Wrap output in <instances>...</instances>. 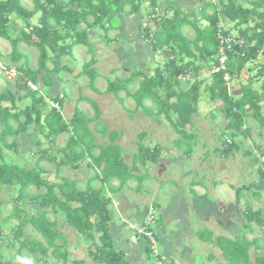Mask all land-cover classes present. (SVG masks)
<instances>
[{"label":"trees","instance_id":"1","mask_svg":"<svg viewBox=\"0 0 264 264\" xmlns=\"http://www.w3.org/2000/svg\"><path fill=\"white\" fill-rule=\"evenodd\" d=\"M21 1L0 0V38L12 45L8 67L11 71H15L12 73L17 79L16 93L12 90L0 93V125L3 127L0 134V188L6 186L17 188L19 194L16 200L38 204L44 210L51 207L55 211L63 213L70 225L88 239H94L95 232H102L99 237L101 245L96 251L98 260L102 264H125L121 260L123 256L117 255L111 250L107 230L110 219L108 208L110 200H104L101 194L104 193V188H110V183L115 178L124 180V182L141 178L131 174L133 163L127 164L120 146L115 144L120 137L117 131H112L108 135L110 144L101 147V152L96 154L98 145L95 144V137L89 126L94 122L99 124L102 122L99 121L101 111L95 102H90L94 109L93 117L87 116L85 112L76 108L67 123L61 114L66 94H63L61 99L58 96L51 97L48 93L45 94L47 91L44 92L43 87L51 86L53 81L50 76L56 69L59 70L55 62L70 55L75 46L83 45L87 47V52L91 54L92 58L84 64L79 77H88V85L99 94L102 93L95 87L97 72L93 66L96 63V50L90 43V35L97 28H101L103 34L107 35L113 28L116 14L125 13L127 6L129 7L127 13L136 14L140 12L142 3L146 0H65L64 2L32 0L34 3L32 10L24 7ZM149 1L151 2L150 8H152L149 17L154 22V30L144 29V36L150 42L152 55H162L166 63L150 73H147L146 70H139L129 78L112 79L108 82L104 93H114L117 96L119 92L125 90L129 92V84L135 79H139L138 89L130 94L135 100L136 109H142L149 116H164L169 119L174 125L181 127L177 132L182 137L171 146L166 147L144 146L140 142L139 152L134 157V164L137 162L155 163L160 158L161 152L176 148V142L181 144L182 140L188 138L185 127L192 125V116L197 112L201 96L203 82L198 79L199 73L205 65H209L210 68L213 58L218 53L217 30L221 27L226 33L236 31L225 29L222 20L234 24V27L238 28L236 33L245 40V45L241 50L237 48V50L229 52L227 70L231 80L238 77L244 70L251 73L253 68L247 66L254 64L260 56L264 57V0H216V2L201 0L202 4L199 6L196 18L190 17V13H186L180 7L170 6L161 12L158 10L159 6L156 0ZM171 12L172 16H170ZM38 13L40 16L37 23L32 24V19ZM13 16L25 22V27L16 37L12 36L11 32L14 25L11 21ZM203 22L206 23L205 26H202ZM186 27L194 32L193 38L187 37L182 32V29ZM69 40L70 42H67ZM21 43L39 51L37 69L33 70L26 64L20 63L23 56L17 48ZM50 62L55 65L53 70L48 67ZM257 66H259L258 72L254 77L249 78L250 81L246 85L241 87L239 98H234L231 95L229 87L223 79L224 73L213 75V81L208 87L212 99H221L223 103L221 110L228 120L225 129L231 131L229 136L231 140L227 139L224 142L227 150L222 153L226 156L234 151H241V143H238L237 139L239 137L247 138L250 135V130L246 127L247 119L253 118L260 127L264 128L261 104L264 97L252 87L254 81L258 80L262 81L264 90V65ZM188 73L193 74V83L188 88H181V84L186 82L178 77ZM42 74L43 87L39 85ZM28 82H32L38 88L32 90L28 86ZM22 99L28 100L27 105L23 109L17 108L16 100ZM146 99V102L149 100L153 107L144 104ZM51 101L57 102L59 106L52 107ZM7 103L10 104V107L5 106ZM49 106H51L50 111L46 113L45 109ZM172 116L176 118V121ZM11 121L17 123L16 128L11 125ZM31 126H34L38 132L43 131L45 138H49L50 141L64 133L71 135L65 146L58 150L62 156L59 162H56V156H49L47 149L41 152L43 155L29 170L22 168L17 163L8 164L5 150L17 153L16 138L21 134H26ZM102 133L106 134V128ZM140 136L142 137V135ZM11 137L13 141L8 143L7 140ZM254 147L258 152L264 151V147L260 145ZM248 148L250 149L244 153L247 156L254 152V149ZM254 159L259 161L257 158ZM47 160L54 163L57 170L67 165L75 168L89 160L88 167L100 169L94 178L102 182V187L95 189L91 185H87L86 189L80 190L77 187V181L62 179L61 182H57L58 180L50 182L42 177V174L47 173L42 162ZM144 178L145 176H142L141 180ZM30 187L37 189L38 194L28 193ZM42 189L44 194L39 193ZM57 190L62 198L57 195ZM153 205L157 208L155 204ZM17 212L19 211L17 210ZM247 215L248 220H257L260 227L264 226V218L259 211H251ZM32 224L44 239L52 244L55 242L56 230L48 222L45 211L34 218ZM20 230L22 231L21 227ZM245 241L246 248L242 247L241 250L235 249L240 245L239 242L237 245L232 243L225 245L224 254L231 263H233L232 258L236 257L235 260L239 258V254H242L239 258L240 261L249 256L251 244H248L246 239Z\"/></svg>","mask_w":264,"mask_h":264},{"label":"crops","instance_id":"2","mask_svg":"<svg viewBox=\"0 0 264 264\" xmlns=\"http://www.w3.org/2000/svg\"><path fill=\"white\" fill-rule=\"evenodd\" d=\"M156 1L159 6L158 10L161 12H163L167 7L170 6L173 8L180 7L182 10H184L183 8H186V6L189 7L184 0H161V2H159V0ZM150 3L151 2L149 0L144 1L142 3L140 12L133 15L127 13L129 11L128 6V10H126L125 13L121 15L116 14L115 21L119 23V26L116 27V30H113L112 28L107 33V35L99 34L96 32V30L93 32V34L90 33V41H92V45H94V48L96 50V63L93 66V68L97 72L95 85L102 93H96V91L89 87L88 77L86 76H83L86 79L84 82H81L82 87L78 88L77 86L78 81L80 80V78H82V76L79 77V74L83 70L84 64L88 63L92 58L91 54L87 52V48L83 45H79L74 47L76 48L78 58L74 55H66L58 60V67L61 71H63V74L65 73L66 75L67 73L72 78L69 79L66 76L64 77L63 81L59 79V82H57L59 87H56V85L53 84L49 87L47 92L44 91L45 94L48 93L51 97L58 96V94H66L63 105L64 109L65 107H67L66 100L74 98L75 100H77L76 102L78 105H80V108L78 106H75L73 109V113L76 108H79L89 117L94 116V109L89 104V102L93 101L101 111V117L99 120L101 121L103 115L105 114V112H103L102 110V105L105 110L108 109V114L110 111H112V109L116 108L115 104H117L116 100L113 101V96H111L110 102H107L105 101V99H103L105 96L109 95L107 93H104V91L107 89V82L110 81V78H129L134 72L137 71L134 69L137 65L139 69L142 68L140 71L146 70L147 73L153 72L151 66L148 67V64L146 62L142 61L141 63L136 64V62H138L137 57L141 58L142 60L143 58H145L146 61L148 55H152L150 42L144 36V29H147L146 23H144L146 21L141 20V17L139 16L144 15L142 11L148 9L149 5L150 12H148L146 18L148 17L150 19L149 15L152 11V8H150ZM184 11H186V9ZM189 11H191V9L188 10V12ZM134 20L136 21V24L135 27H132L130 23ZM151 22L154 25V22ZM13 24L14 25L11 29V32L12 36L16 37L21 33L22 29L25 26L23 27V25L18 24L17 22H13ZM152 29L154 30V27L150 30ZM95 35H101V38L94 39L93 37ZM120 36L125 39V41L132 44V49H119L117 47L116 39ZM20 45L23 46V43L19 44L18 47H20ZM24 45L27 47L26 44ZM0 46L3 45L0 43ZM113 50H115V52ZM0 57L4 58V60L6 61L4 64L0 62V74H5L6 76L12 75L11 73L15 71H11L8 67L9 59H7V56L3 55L1 52ZM152 57L154 58L153 55L150 58ZM153 60L155 62V58ZM149 63L152 64V62ZM107 65L112 66L109 71L110 78L100 70V68H105ZM119 65L123 68L122 75L119 74V69L121 68L119 67ZM37 67H31V69H37ZM78 67L81 68L79 72L76 71ZM156 67L161 66L157 65ZM204 70L207 69L203 68L199 73L198 79L200 81H202L201 77L204 75ZM201 73H203V75ZM42 77L43 74L40 76L39 80V85L41 87H43ZM4 79L6 82H9L7 77H4ZM71 80L73 82H70ZM101 82H105L104 89H101V87L99 86V84L101 85ZM63 85H65L68 89L69 95L66 93V91L62 90ZM13 87L16 90V86ZM129 87V91L131 93H134L139 87V79H135L134 81H132L129 84ZM14 88H10V90L7 89V91H14ZM7 91L4 90L2 93H7ZM83 94L84 96H82ZM97 96H100V99H96L95 97ZM129 97H131L130 94L126 98L130 100L129 103H132L133 100ZM97 100H99V102ZM16 101V107L20 109H23V107H25L28 103L27 99ZM102 101L104 102L101 105ZM112 101L113 103L111 104ZM7 104H5V106ZM146 105L149 107H153V104L151 102H148ZM87 108L91 109V113H88V111L86 110ZM134 108L135 110H138L135 107V102ZM128 115L130 116V119H133V117H137L138 119L143 120L138 115H130V113H128ZM144 117L150 118L147 115H145ZM12 122H14L15 124L11 125L16 128L17 123L15 121H11L10 123ZM101 122L105 124L103 121ZM96 124L99 123L94 122L91 125ZM106 125L107 124H105V127H107L106 134H108L110 130L108 128V125ZM2 130L3 127H1L0 125V134ZM37 132L34 126H31L26 134H21L20 136H18L20 137V140L18 137L16 138V141L18 143L16 154L18 156L17 158H20L16 161V163L26 170H29L35 166L39 158L43 155V153H41L43 150L48 149L49 156H56V162H59L62 157L61 154L58 153V150H60V148L65 145L60 146L59 143H56V140L61 135L54 140L47 141L48 144L44 145L43 142H40V137L36 135ZM39 133L43 134V131H39ZM100 134L103 133H97V135ZM97 135L94 136L95 141L97 140ZM122 136L124 135H121V138ZM177 140L178 138L176 139V141ZM7 141L8 143H11L13 141L12 137ZM24 143H27L28 145L26 146L24 145ZM31 145L35 147L34 151H32V149H29L30 147H32ZM157 145H160L162 147L167 146L162 143H157L153 146ZM19 149L20 151H18ZM174 150L175 148H172L168 151L161 152L160 158L155 162L154 165L149 164L148 162H137L134 164V157L137 154L133 153L132 156L126 157L125 159L133 163V169H131L132 175H134V172L142 175L140 170L137 171L134 167L138 163L144 167L146 165L156 166L159 161H163L168 165L172 163L174 167L176 165L179 166L180 170L183 171V176L179 177L178 179L184 180V184H182L180 190L178 187H165L167 189L165 193H163L162 196L160 194L157 197L156 195L161 192L160 190H157V183L152 182L146 184V189H144V193L146 192L145 196L143 195V193H139V189L138 191L136 190L137 185H134L133 180L132 182L129 180L131 184H133L134 188L129 183V190L126 192H130L129 194L135 193V198L137 197V200L140 199V202H135V199V201L132 203L130 200H133V198L127 195L123 189L124 180L115 178L111 181L110 188H104V193L106 192V190H114L116 192L114 194V197H111V193L109 192L104 196L106 197V199L110 200L108 203L110 219L107 225V230L109 232L112 252L117 253V255L121 254L123 256L121 260L125 264H154L148 242L143 238L133 240L132 238L134 236V233L130 228L131 226L140 225L143 222L147 206L153 203L158 207V209L160 208L159 210L161 211L155 236L158 240L157 244L162 248H160L162 250V254L167 256L168 261H165V264H207V262L208 264H264V255H262L260 252V250H264V232L257 229V220L250 219V221L247 218L248 212L257 211V209L255 208L257 204L254 203L255 205L251 206L250 199L246 201V193L241 191L238 187L235 189V186L232 183V177H225L223 179L225 180V183L228 184L226 187L229 191L228 194L220 198L222 199V201L219 204L216 203L215 196L217 195L220 188H224L223 181H219V179H217L216 177L213 180L211 179V189L208 184L205 183V178L209 176L208 174L200 175V180H197V172L203 170L204 168L214 171L216 168L221 169L222 167H224V169L228 171L233 167L227 166L224 161L221 162L220 167H218L217 163L210 164L207 162L208 158L204 159L202 157L203 155L201 156L203 160L202 165L199 164L198 166L196 165V167H194L195 162L193 163L192 160L195 161L196 159L200 158L198 157L199 154L194 153L193 149H189L184 152V155L179 156L178 153L177 155L176 153H174L176 152ZM24 153H31L34 157L28 160L26 157H24ZM166 153H168V155H173L171 157L172 159L170 158V162L168 160H164ZM223 157L228 158L229 161L231 160V166L235 165L239 161V158L235 160V157H237L235 151L232 152L229 156L225 155ZM46 162L48 164H51V162L48 160L42 162V164ZM30 163H32V167H25V165H28ZM86 163V161L82 162L81 165L75 168H73L71 165L63 166L61 167V169L56 170L55 174H53L54 169L52 170L51 168L48 169L47 167H44L47 173L42 174V177L46 178L50 182H54L56 180H58L57 182H61L62 179H67L69 181H82L80 182L79 187H77L80 190H84L87 186L83 182L88 181L87 179H91V173L93 171L94 175L100 172V169H91ZM188 163L193 164V166L186 168L185 166ZM228 173L233 176V173H231L230 171H228ZM172 176L173 178H175V174ZM176 181L178 183V180ZM101 183V181H97L94 178L92 180V187L95 186L96 189H100L102 187ZM218 183H220V185ZM188 186L190 187V189ZM196 187L198 188V190L196 189ZM33 188L34 187H30L28 189L29 193L31 195L38 194V190H35V188ZM148 191L149 193L147 194ZM15 192H17V190H15L11 186L0 188V223L5 224L6 228L8 227V229L0 228V264H101V262L98 260V254L96 251L98 249V246L101 245L99 237L101 236L102 232H95L94 239H88L80 231L76 230L70 225L63 213L55 211L51 207H48L44 210L41 209L38 204L29 203V201L24 202L23 200H16L17 195L15 194ZM56 192L57 195L60 196V192L58 190ZM39 193L44 194V190H40ZM148 196H151V200L149 203H145L144 198ZM159 196H161L160 199ZM60 197L62 198V195ZM223 198L225 199V201ZM103 199L106 200L105 198ZM241 199L243 200L244 206L246 207L244 208V212L240 209ZM9 208H11L12 211H10ZM17 210L20 213L17 212ZM44 211L47 213L48 222L52 224L56 230V240L53 244L44 239L42 235L35 230V227L32 224V220H34V218H36ZM192 215L196 218V220L192 219ZM211 215L212 217H210ZM212 218L214 219V221L212 224H209V221ZM207 225H209V227H211L213 231L211 232V236H208L209 230L207 229L209 228H207ZM20 227L22 231L20 230ZM251 229L255 230V237L252 239V241H259L255 242L254 245H252L253 247L251 246L252 248L249 249V256L247 258H244V260L240 261L239 258L242 254L238 253L239 258H237V260H235L236 257L232 258L233 263H231L229 259L225 257V254L221 253L222 251L219 252V249L222 248L224 251V247L227 243L237 245L238 242L240 243L242 238H245L244 235L246 234V232H251ZM248 239L251 240L250 237H248ZM261 240H263V245L260 243ZM215 242L217 245L215 244ZM240 245L238 247H235V249L239 248L241 250L242 247L246 248L245 243H240ZM208 247L212 248L213 250L215 249L214 247H216V249L212 254H207L206 252Z\"/></svg>","mask_w":264,"mask_h":264},{"label":"rangeland","instance_id":"3","mask_svg":"<svg viewBox=\"0 0 264 264\" xmlns=\"http://www.w3.org/2000/svg\"><path fill=\"white\" fill-rule=\"evenodd\" d=\"M184 1L189 6V7L186 6V8L185 7L183 8L184 10L186 9L185 12L187 13L188 10L191 9V11H189L190 15H191L190 17L196 18L195 17L197 15L196 13L199 9V6H201V4H202V1L201 0H184ZM21 2H22V5L24 7H26L28 10H32L34 8V3L32 0H22ZM159 2H161V0H159ZM214 2H216V0H214ZM126 10H128V8H126ZM142 12L145 16L139 15L141 17V20L146 21L144 23H146L147 28H149V29L153 28L154 25L151 22L152 21L151 18L150 19L148 17L146 18L148 12H150L149 5H148V9H146L145 11H142ZM39 16H40L39 13L36 14V16L32 19L31 23L36 24ZM170 16H172V12H171ZM12 21L17 22L18 24H21L24 27L25 22L22 19H19L18 17L13 16ZM118 24L119 23L117 21H114L113 30L117 29L116 27L119 26ZM130 24L132 27L133 26L135 27L136 21L134 20ZM222 24H223L225 29H232V30H236V31L238 29V28L234 27V24H232L230 22H226L225 20H222ZM205 25H206V23L203 22L202 26H205ZM101 30H102L101 28H97L96 32L99 34H103V31H101ZM129 30H131V29H129ZM236 31L235 32L233 31V33H236ZM182 32L187 37H191V38L194 37V32L188 27L183 28ZM93 38L94 39L101 38V35H97V36L95 35ZM0 41H1L0 43L3 45V46H0V52L3 55L7 56L6 57L7 59H9L10 57H8V56L10 55V53L12 51V45L10 44V42H6V40H4V39H0ZM67 42H70V40ZM90 43L93 44L92 41H90ZM116 44H117V47L119 49L126 48L127 50H130L133 47L131 43L125 41V39H123L121 36L116 39ZM21 46L22 45H20V47L17 48L18 52L21 53L23 56L21 58L22 62L20 61V63L26 64V66H29L30 68L31 67L36 68L37 63H38V59H39V51L35 48H32V47H28V46L26 47L24 44L22 46L23 49ZM92 46L94 47V45H92ZM113 51L115 52V50H113ZM70 55H74L78 58L76 48H74L72 50V53ZM151 56L152 55L149 54L146 61H145V58H143V60H142L141 58L137 57L138 62H136V64H139L142 61L146 62L148 64V67L151 66L152 71H154L157 68L156 67L157 65L162 67L166 63L165 59H164V57H162V55H159V54L154 55L155 62L153 60L154 59L153 57L150 58ZM0 59H1L0 62H2L3 64L6 62L4 60V58L0 57ZM149 62H152V64H150ZM55 63L57 64V67H58L59 66L58 61H56ZM261 64L264 65V57H262V56H260L259 59L256 62H254V64H252V65L249 64L247 66L248 68L249 67L253 68L251 73H247L246 70H244L238 77H235L234 79H232L230 81L229 91L234 98L240 97L241 87L246 85L250 81L249 80L250 77L255 76V74L258 72V68H259V66H257V65H261ZM137 66H135L134 69L138 71L139 68ZM48 67L53 70L55 68V65H53L52 62H50L48 64ZM119 67H121V66L119 65ZM111 68H112V66L107 65L105 68H100V70L102 73H105L106 76L110 78L109 71ZM58 69L60 70L59 67H58ZM80 69L81 68L78 67L76 69V71L79 72ZM141 69H139V70H141ZM143 69H145V68H143ZM204 69H207V70H204V72H203L204 75H203V73H201L203 75L201 77V80L203 83L201 86V92H200L201 96H200V100L198 103L197 112L192 116V125H187L185 127L186 135L188 138L182 140L181 144L179 142H176V146H175L176 148L174 150L176 152H174V153H176V155L178 153V155L181 156V155L185 154L184 152L186 150L193 149L194 153L199 154L198 157H200V158L196 159L195 161L192 160L193 163L195 162L194 167H196V165L198 166L199 164L202 165V162H203V160L201 158L202 155H203L202 157L204 159L208 158L207 162L210 164L217 163L218 167H220L221 162L224 161V163L227 166L233 167V168H230L228 170L231 173H233V176L231 174H229L228 171L224 169V167H222L221 169L216 168L214 171L204 168L203 170H200L199 172H197L198 173L197 180H200V175L208 174L209 176H207L208 179L205 178V183L208 184V186L211 189H212L211 179L213 180L216 177L217 179H219V181H223L224 188H222V189L220 188L217 195L215 196V201L217 204H219L222 201V199H220V198L222 196L224 197L226 194H228V191H229L226 187L228 184H226L225 180H223V179L225 177L226 178L232 177V183L234 184L235 189L238 187L241 191L246 193V195H247L246 201H248L250 199L251 206L257 204L255 206V208L257 209V211L262 213V216L264 218V164L260 163L259 161L257 162L254 159V158H256V152H257V150L255 149L254 146L260 145V146L264 147V128L260 127L259 123L256 120H254L253 118H249L246 120V127L249 128L250 135L247 138L239 137L237 139V142L241 143V151H239V150L235 151L236 156H237V157H235V160L237 158H239V161L235 165L231 166L232 165L231 160L229 161L228 158L223 157L225 155H223V153H222V152H224V150H227L226 146H225L226 144L224 142L227 139H230L229 136H230L231 131H227V129H225V126L228 124V120L224 117L223 112L221 110L223 108V103H222L221 99L220 98L212 99L210 97V92H209L208 87L210 86V84L212 83L213 80H212V76L210 75V72H209V65H205ZM33 70H35V69H33ZM59 70L56 69L54 74H51L50 79L53 82L50 85L54 84V85H56V87H59L58 83H57V82H59V79H61L63 81L64 77H66V76L69 79L72 78L67 73L65 75V73L63 74V71H61V70L59 71ZM119 71H120L119 74L122 75L123 68L121 67L119 69ZM11 74L13 75L14 73H11ZM12 75L6 76L5 74H2V75L0 74V92L1 93L4 90L7 91V89H9V90H10V88L13 89L14 88L13 86H16V80H17L16 76L15 75L12 76ZM4 77H7L9 82H6ZM111 77H113V76H111ZM85 79L86 78H84L83 76H82V78H80V80L78 81V85H77L78 88L82 87L81 82H84ZM110 80H112V79L110 78ZM88 81H89V79H88ZM70 82H73V81L71 80ZM192 83H193V81L188 82L187 84H181V88L182 87L188 88ZM99 86L101 87V89H104L105 82H103V83L101 82V85L99 84ZM89 87L92 89L91 86H89ZM95 87L97 88L96 85H95ZM252 87L257 89L259 91V93L263 94V97H264V90L262 89V81L259 82L258 80H255ZM43 89H44V91H48L49 87H43ZM62 90L66 91V93L69 95L68 89L66 88L65 85L62 86ZM14 91L16 93L15 88H14ZM94 91H96V90H94ZM125 91L119 92L117 96H115L114 93H108L109 95L105 96L103 98V99H105V101L110 102L111 96H113V99H114L113 101L116 100V103H117V104H115L116 108L112 109V111H110L108 114H107L108 109L105 110L103 105H102V103L104 101L101 102L102 110H103V112H105L101 121H103L105 124L108 125V128L110 130V132H108V134H106V135L100 134L101 136L97 135V133H102L104 128L107 129V127H105L103 123H100L98 125H90L89 126V129L91 130V133L93 134V136L97 135V140L95 141V144L98 145L97 146L98 148L96 149L97 155L99 154V152H101V147L110 144L108 135L114 130L117 131L118 135L120 134V137L115 142V144L120 146L121 151L124 152L125 158L132 156V153L138 154V152H139L138 146H139L140 142L143 143L144 146H153V145H156L157 143H162L164 145L170 146L173 142L175 143L177 138L181 139L182 135L179 132H177L181 129L180 126H178L176 124L174 125L169 119H166L164 116H160V117H156L155 115L149 116L147 114V112H144L142 109L135 110V108H134L135 100L131 96L129 98H132L133 101H132V103H129L130 100L128 98H126L129 94H133V93H131L130 91L127 92L128 90H125ZM96 93H98V92H96ZM58 96H61V94H58ZM82 96H84V94ZM95 98L100 99V96H97ZM121 99H122V101H121ZM66 101H67V103H66L67 107H65V109L63 108L61 114H62L63 118L65 119V121L68 123L71 116H72L74 107L78 106L80 108V105L77 104V102H76L77 100H75L74 98L68 99ZM97 101L99 102V100H97ZM113 101L111 102V104L113 103ZM146 101H147V99L144 100V104H147L149 102V100H148V102H146ZM89 104L93 108V105L90 102H89ZM261 104H262V113L264 114V99H263ZM6 106L10 107V104H7ZM50 108H51V106L47 107L45 109V112L48 113L50 111ZM86 110L88 111V113H91V109L87 108ZM128 113H130V115L131 114L138 115L144 121L138 119L137 117H133V119H130V116L128 115ZM145 115H147L150 118L144 117ZM173 119L176 121L175 117H173ZM11 124H15V123L12 122ZM142 131H144V132H142ZM36 135L40 137V139H41L40 142H43L44 145L48 144L47 141H49V138L46 139L44 137V134L37 132ZM121 135H124V136H122V138H121ZM140 135H142L143 139ZM190 135H192V136H190ZM70 136L71 135L69 133H64L56 140V143H59L60 146H63L66 144V142L68 141V138ZM18 138L20 140V137H18ZM44 140H46V141H44ZM178 144H180V145H178ZM24 145L27 146L28 144L24 143ZM248 147H251L252 149H254V152L249 156L244 154L245 151L250 149ZM29 149L30 150L32 149V151H34L35 147L32 146ZM18 151H20V149ZM262 152H264V151L262 150ZM4 153H5L6 157L8 158V159H6V161L8 162L9 165L16 163V161L18 159H20V158H17L18 156L16 153H14V151H6L5 150ZM172 156L173 155H168V153H166L164 160H168L170 162L172 159L171 158ZM24 157H26L29 160V159L33 158L34 156L31 153H27V154L24 153ZM126 161H127V164L130 165V162L128 160H126ZM88 163L89 162H87L86 164H88ZM148 163L153 164V165L155 164L153 162H148ZM31 164L32 163L25 165V167H29V166H31ZM42 165H43V167H47L48 169L49 168H51L52 170L54 169L53 174H55L57 167L54 165V163L48 164L46 162V163H43ZM192 166H193V164L188 163L185 167L189 168ZM134 167L137 171L140 170L142 175H145L144 180H141L142 175L134 172L133 174L140 177L141 179L140 180L138 178L132 179L134 182V185L135 184L137 185L136 190L138 191V189H139L140 190L139 193H143V195H145V196H146V194H145L146 192L144 193V189H146L147 183L148 184L152 183V182L157 183V185H158L157 190L158 191L160 190V192H161V193H158L156 195L157 197H158V195L161 194V196H162L163 193H165V191L167 190L165 187H167V188L168 187H174V188L178 187L180 190V187L182 186V184H184V180L178 179L179 177L183 176L182 175L183 171H181L179 166H177V165L174 167V165L172 163H170L168 165L163 161L162 162L159 161L156 164V166L146 165L144 167L138 163ZM132 169H133V167H132ZM93 172L91 173V179H87L88 181L83 182L86 186L87 185L92 186V180L94 179V176H95ZM262 173H263V176H262ZM174 174H175V178H173V176H172ZM58 175H61V174H58ZM44 177H46V176H44ZM184 178H187V177H184ZM172 179L178 180V183L176 180H172ZM132 180H130V181L132 182ZM130 181L129 182H123L124 183L123 189L125 192L129 190L128 184L129 183L131 184ZM80 182H82V181H77L78 187H79ZM218 184L220 185V183H218ZM131 185L133 186V184H131ZM93 187L96 189L95 186H93ZM133 188H134V186H133ZM14 189L17 190V188H14ZM123 189H122V191H123ZM189 189H190V187H189ZM196 189L198 190L197 187H196ZM229 189H231V188H229ZM108 192L111 193L110 194L111 197H114V194L116 193L114 190H112V191L106 190L105 193L101 194L102 197L106 199V197H104V196ZM28 193H29V191H28ZM129 193L130 192H126L127 195H129L130 197L133 198V200L129 199L132 203L135 201V199H136L135 202H140V199L137 200V197L135 198V193H132V194H129ZM148 193H149V191L147 192V194ZM15 194L18 195L19 193L15 192ZM161 196H159V199ZM144 199H145L144 200L145 203H149L151 200V196H148ZM7 200H9V199H7ZM224 201H225V199H224ZM240 202H241L240 203V209L244 212L245 211L244 208H246V207L244 206V202L242 199L240 200ZM253 208H254V206H253ZM159 209H158V207L156 208L157 213H158V220H159V215L161 213V211ZM9 210L12 211L11 208H9ZM210 217H212V215ZM192 219L196 220V218L193 215H192ZM213 221H214V219L212 218L209 221V224H212ZM256 226H257V229L259 231L264 232V226L260 227L258 225V223H256ZM0 228H6L5 224L0 223ZM207 228H209V229H207V230H209L208 236H211V234H212L211 232H213V231H212L211 227H209V225H207ZM6 229H8V227ZM254 231L255 230L251 229L252 233L246 232V234L244 235L245 238L244 239L242 238L240 243H242V244L245 243L246 242L245 239L248 241V244L249 243L251 244V246L254 245L255 242H258L259 240H255V242L252 241V239L255 237ZM216 236H219V235H216ZM248 237H250L251 240H249ZM260 243L263 245V240H261ZM215 244H216V242H215ZM159 246L160 245L156 244L155 246L150 247L151 256H153V251H157L160 258L164 257L165 261H168L167 256L162 254V250H161L162 248ZM251 246H249V249H251L253 247V246L252 247ZM214 248L216 249V247H214ZM214 250L212 248L208 247L206 253L212 254ZM203 251H204V249H203ZM220 251H222L221 253H224L222 248L219 249V252ZM216 252H217V250H216ZM260 252L262 255H264L263 249L260 250ZM203 253H205V252H203ZM154 264H157L156 261H154ZM207 264H208V262H207Z\"/></svg>","mask_w":264,"mask_h":264},{"label":"built area","instance_id":"4","mask_svg":"<svg viewBox=\"0 0 264 264\" xmlns=\"http://www.w3.org/2000/svg\"><path fill=\"white\" fill-rule=\"evenodd\" d=\"M56 2H64L65 0H53ZM10 19V18H9ZM217 40L219 41V49L217 55L213 58V61L210 65V75H217L219 73H224L223 79L226 82V85L229 87V83L231 81V76L227 70V63L229 61V52H233L237 50H241L245 45L244 38L238 33H226L224 29L221 27L217 30ZM160 52V51H158ZM183 82H188L193 80V74L188 73L185 75H180L178 77ZM28 86L32 90H36L38 87L32 82H28ZM62 98V96H60ZM52 107H58V103L51 101ZM256 158L260 163L264 164V152H256ZM157 217L158 213L154 205H149L146 209V214L144 220L141 225L131 226V230L134 233L133 240H137L139 238H145L150 246H155L157 244L155 229L157 225ZM154 258L157 264H162L165 261V258L159 257L157 251H153Z\"/></svg>","mask_w":264,"mask_h":264},{"label":"clouds","instance_id":"5","mask_svg":"<svg viewBox=\"0 0 264 264\" xmlns=\"http://www.w3.org/2000/svg\"><path fill=\"white\" fill-rule=\"evenodd\" d=\"M86 48H87V47H86ZM209 70H210V68H209ZM191 81H192V80H191ZM188 82H189V81H188ZM188 82H186V83H188ZM37 87H38V86H37ZM61 96H62V98H63V94H62ZM58 97H60V96H58ZM60 99H61V98H60ZM86 162H89V160H87ZM149 205H151V204H149ZM149 205H148V206H149ZM152 205H153V203H152ZM148 206H147V207H148ZM146 209H147V208H146ZM143 220H144V219H143ZM141 224H142V223H141ZM141 224H140V225H141ZM157 226H158V217H157V225H156V229H157ZM156 229H155V231H156ZM143 239H145V238H143ZM156 239H157V237H156ZM145 240H146V239H145ZM146 241H147V240H146ZM157 241H158V240H157ZM147 242H148V241H147ZM148 245L150 246L149 242H148ZM150 247H151V246H150ZM150 250H151V249H150ZM152 257H153V260L156 261L155 258H154V255H153ZM163 263H164V262H163ZM163 263H162V264H163Z\"/></svg>","mask_w":264,"mask_h":264}]
</instances>
